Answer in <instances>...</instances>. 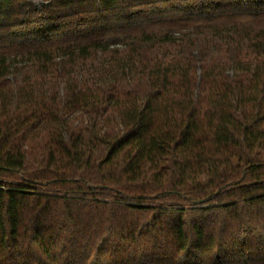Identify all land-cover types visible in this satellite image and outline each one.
<instances>
[{
  "label": "trees",
  "instance_id": "obj_1",
  "mask_svg": "<svg viewBox=\"0 0 264 264\" xmlns=\"http://www.w3.org/2000/svg\"><path fill=\"white\" fill-rule=\"evenodd\" d=\"M0 0V264H264V0Z\"/></svg>",
  "mask_w": 264,
  "mask_h": 264
},
{
  "label": "rangeland",
  "instance_id": "obj_2",
  "mask_svg": "<svg viewBox=\"0 0 264 264\" xmlns=\"http://www.w3.org/2000/svg\"><path fill=\"white\" fill-rule=\"evenodd\" d=\"M35 3H36L37 5H40V4H41V2L38 1V0H36Z\"/></svg>",
  "mask_w": 264,
  "mask_h": 264
}]
</instances>
